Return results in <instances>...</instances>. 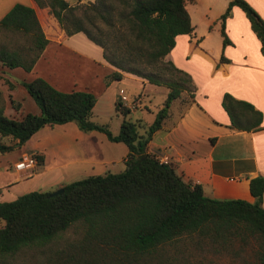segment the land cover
I'll list each match as a JSON object with an SVG mask.
<instances>
[{
    "label": "trees",
    "instance_id": "trees-1",
    "mask_svg": "<svg viewBox=\"0 0 264 264\" xmlns=\"http://www.w3.org/2000/svg\"><path fill=\"white\" fill-rule=\"evenodd\" d=\"M34 1L48 7V14L67 35L82 31L102 48L103 57L116 67L106 75V81L121 77L125 71L163 84L168 91L144 131H140L139 119L128 117L131 108L117 100L115 112L122 119L119 131L113 133L92 119L96 99L92 91L60 90L41 76L24 81L40 112L21 111L19 117H10L0 107V137L14 140L12 144L0 138L1 152L24 143L45 124L69 120L84 131L97 129L110 140L124 142L128 151L122 170L65 182L63 190L55 194L52 190H29L12 199H0V259L21 247L44 244L71 223L81 221L85 225L83 236L48 255L47 264H143L140 259L157 246L192 232L222 245L236 240L251 242L253 262L244 264H264V175L256 174L249 180L253 200L216 198L147 150L152 133L162 126L172 102L179 99L185 106L194 100L190 73L165 58L176 34L193 31L186 8L191 0ZM233 5L245 12L264 54V18L247 0H229L221 13L223 44L228 41L224 22ZM0 28L25 36L28 43L24 47L32 52L26 57L23 46L0 47V62L31 69L49 41L35 8L16 2L0 18ZM220 59L226 60L223 55ZM221 103L233 127H259L262 113L250 102L224 92ZM14 108L18 110L17 105ZM35 157L41 160V155Z\"/></svg>",
    "mask_w": 264,
    "mask_h": 264
},
{
    "label": "crops",
    "instance_id": "crops-1",
    "mask_svg": "<svg viewBox=\"0 0 264 264\" xmlns=\"http://www.w3.org/2000/svg\"><path fill=\"white\" fill-rule=\"evenodd\" d=\"M247 1L264 18V0ZM16 2L35 8L49 41L29 70L0 62V107L5 114L19 117L21 111L39 113V106L32 104L23 84L36 76L46 78L60 90L92 91L96 97L92 107L94 121L99 116L114 114L115 103L120 100L121 91L127 95L128 85L137 90L132 100L136 102L134 109L144 96L153 98L158 93L163 100L157 108L163 105L168 91L163 84L125 71L121 77L106 81V75L116 67L103 57L102 48L97 50L93 45H86L93 52L77 50L73 46L77 41L74 35L82 31L67 35L48 14L47 6H38L34 0H0V18ZM228 2L191 0L186 3L193 31L176 34L165 58L190 73L195 84L194 100L182 109L179 99L172 102L162 126L152 133L147 150L166 157L185 180L200 183L209 196L253 200L249 180L256 174L264 175V54L248 17L238 5L232 6L225 19L228 41L223 44L219 17ZM188 3L195 7L190 8ZM8 35V31L0 28V47L8 48L2 39ZM222 55L226 60L220 59ZM224 92L260 110L259 127H233L221 103ZM18 93L28 103L17 97ZM116 118V128L110 129L113 133L119 131L122 116L117 114ZM25 142L14 144L19 148V157L8 162L0 179V199L6 197L4 190L18 185L22 188L30 176L31 180H39L38 190H53L79 177L104 174L111 168L110 164L115 167L119 160L125 163L128 151L124 142L110 140L97 129L84 131L74 120L45 124ZM27 152L41 155V160L36 158L31 171L12 169L13 162L28 155Z\"/></svg>",
    "mask_w": 264,
    "mask_h": 264
},
{
    "label": "rangeland",
    "instance_id": "rangeland-1",
    "mask_svg": "<svg viewBox=\"0 0 264 264\" xmlns=\"http://www.w3.org/2000/svg\"><path fill=\"white\" fill-rule=\"evenodd\" d=\"M188 5L190 6V8L195 7L190 3H188ZM192 16L195 19V16L193 14ZM8 32L9 35L6 36V38H2L4 45L8 46V48H19L27 45L28 40L25 36L16 32ZM75 38L77 41L73 44V46L77 50H82L84 52H93L88 49V45L97 47L95 48L97 50L101 48L98 44L90 40L84 32L75 34L74 39ZM23 53L26 57H30L32 55V52L29 50L27 51L26 47H24ZM126 88V93L129 101H132L133 97L137 94V90L129 85ZM27 95L31 99L32 104L38 105L33 96L29 94ZM21 96L22 95L18 93L17 97H20L22 101H26L28 103V100L23 99V97ZM161 100L163 99L160 98L159 93L156 94L153 98L144 96L143 99L139 101L138 108H133L132 112L128 113V117L132 120H136L139 117L141 118L140 131H144L148 124L153 121L155 113L158 110L157 106L162 102ZM184 104L185 103L183 102L180 103V109L184 106ZM147 106L152 110V112L148 110ZM9 116L14 117L15 115ZM116 117L117 114H115L114 112L112 116L102 115L97 117V121L95 122L107 125L109 129H112L116 128ZM0 138L7 143H14V140L7 136H3ZM81 143L84 144L83 142ZM18 154L19 148L15 145H13L12 148L7 151H0V179H2L5 170L8 168V162L17 159L19 157ZM27 154L29 153L27 152ZM124 165V161L119 160L117 161L115 167L110 164L109 166L111 168H109L108 171L115 172L123 168ZM12 169L15 170V168L13 167ZM18 171L26 172L27 169ZM31 178L32 176L28 177L29 182L25 183L22 188L18 185L13 186V189L9 191L4 190V194L6 196L5 199H12L22 192L31 190L30 188H35L33 190H38L39 187L37 184L39 183V180H31ZM1 188H3V186ZM84 231L85 225L83 224V222L75 221L71 223L65 230L61 231L59 234H57L55 237L44 244H32L29 246H24L13 254L1 257L0 264H47L48 255L53 253L55 250L64 247L69 242L80 239L83 236ZM253 258L254 253L251 242L241 243L239 240H236L234 241V243H227L226 245H222L220 243L212 242L208 237L200 235L197 232H192L185 233L165 244L157 246L154 251H152L148 256L144 257L145 263L143 258L140 259V262L143 264H244L253 262Z\"/></svg>",
    "mask_w": 264,
    "mask_h": 264
},
{
    "label": "built area",
    "instance_id": "built-area-1",
    "mask_svg": "<svg viewBox=\"0 0 264 264\" xmlns=\"http://www.w3.org/2000/svg\"><path fill=\"white\" fill-rule=\"evenodd\" d=\"M120 101L122 102V104L124 106L129 107V108H134L136 106V102L135 101H129L128 96L125 93H123L122 91L120 93ZM158 159L161 162L169 163V161L167 160L166 157L158 156ZM35 164H36V157H35L34 153L33 154L30 153L28 155H23L18 160H16L13 164V167L16 170L27 169V170L31 171L32 168L35 166Z\"/></svg>",
    "mask_w": 264,
    "mask_h": 264
},
{
    "label": "water",
    "instance_id": "water-1",
    "mask_svg": "<svg viewBox=\"0 0 264 264\" xmlns=\"http://www.w3.org/2000/svg\"><path fill=\"white\" fill-rule=\"evenodd\" d=\"M62 190H63V188L60 186V187H57V188L53 189V190L51 191V193H52V194L59 193V192H61Z\"/></svg>",
    "mask_w": 264,
    "mask_h": 264
}]
</instances>
